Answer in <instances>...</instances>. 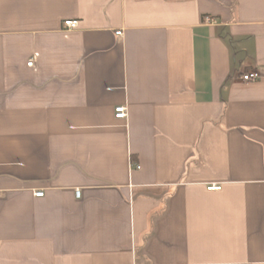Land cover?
<instances>
[{
  "label": "crops",
  "instance_id": "obj_1",
  "mask_svg": "<svg viewBox=\"0 0 264 264\" xmlns=\"http://www.w3.org/2000/svg\"><path fill=\"white\" fill-rule=\"evenodd\" d=\"M0 264H264V0H0Z\"/></svg>",
  "mask_w": 264,
  "mask_h": 264
},
{
  "label": "built area",
  "instance_id": "obj_2",
  "mask_svg": "<svg viewBox=\"0 0 264 264\" xmlns=\"http://www.w3.org/2000/svg\"><path fill=\"white\" fill-rule=\"evenodd\" d=\"M62 27H63L64 30H75V29L78 28V21H76V20L64 21L63 24H62ZM116 35L120 36L121 32H117ZM33 64H34L33 60L31 59L27 63V66L31 67ZM259 78H260V75L256 71H252V72H248V73L244 74L241 79L245 83H251V82L257 81ZM114 116H116L115 119H117V120H125L127 118V109H126V107H124V106L116 107ZM209 189L210 190H218L219 188L218 187H210ZM35 196L36 197H42L43 193L39 191L38 193H35ZM75 196L76 197L80 196V191L79 190L75 191Z\"/></svg>",
  "mask_w": 264,
  "mask_h": 264
}]
</instances>
